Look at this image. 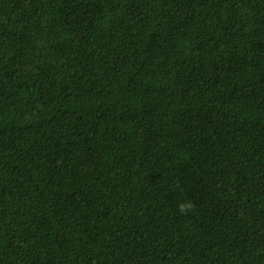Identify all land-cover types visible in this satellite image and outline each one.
Instances as JSON below:
<instances>
[{"label": "trees", "instance_id": "obj_1", "mask_svg": "<svg viewBox=\"0 0 264 264\" xmlns=\"http://www.w3.org/2000/svg\"><path fill=\"white\" fill-rule=\"evenodd\" d=\"M0 264H264V0H0Z\"/></svg>", "mask_w": 264, "mask_h": 264}, {"label": "clouds", "instance_id": "obj_2", "mask_svg": "<svg viewBox=\"0 0 264 264\" xmlns=\"http://www.w3.org/2000/svg\"><path fill=\"white\" fill-rule=\"evenodd\" d=\"M178 207H179V211L181 212V214H185L187 212V210L192 207V205L189 202L187 204H181Z\"/></svg>", "mask_w": 264, "mask_h": 264}]
</instances>
